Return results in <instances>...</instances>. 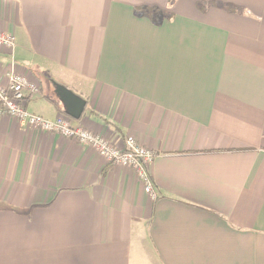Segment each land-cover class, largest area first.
I'll use <instances>...</instances> for the list:
<instances>
[{
  "label": "crops",
  "instance_id": "0c3cea01",
  "mask_svg": "<svg viewBox=\"0 0 264 264\" xmlns=\"http://www.w3.org/2000/svg\"><path fill=\"white\" fill-rule=\"evenodd\" d=\"M0 78L136 172L0 115V264H264V0H0ZM59 84L87 102L67 116Z\"/></svg>",
  "mask_w": 264,
  "mask_h": 264
},
{
  "label": "built area",
  "instance_id": "2783aa9c",
  "mask_svg": "<svg viewBox=\"0 0 264 264\" xmlns=\"http://www.w3.org/2000/svg\"><path fill=\"white\" fill-rule=\"evenodd\" d=\"M15 38L11 33L0 32V49L13 50ZM25 90L36 93L38 88L32 85L28 78L12 70L7 85L0 78V115H9L19 120L26 128H35L44 132L61 135L73 139L84 146L93 148L108 162L132 168L144 185L145 192L153 199L156 198L152 179L148 172L155 154L143 146L136 139L128 137L122 147L112 143L103 135H95L83 128H72L65 119L50 122L44 118L31 114L26 109Z\"/></svg>",
  "mask_w": 264,
  "mask_h": 264
},
{
  "label": "water",
  "instance_id": "95a60500",
  "mask_svg": "<svg viewBox=\"0 0 264 264\" xmlns=\"http://www.w3.org/2000/svg\"><path fill=\"white\" fill-rule=\"evenodd\" d=\"M55 94L65 106L68 117L74 120H80L82 118L87 106V102L84 99L59 84L55 85Z\"/></svg>",
  "mask_w": 264,
  "mask_h": 264
},
{
  "label": "bare ground",
  "instance_id": "6f19581e",
  "mask_svg": "<svg viewBox=\"0 0 264 264\" xmlns=\"http://www.w3.org/2000/svg\"><path fill=\"white\" fill-rule=\"evenodd\" d=\"M39 116V115H38Z\"/></svg>",
  "mask_w": 264,
  "mask_h": 264
}]
</instances>
